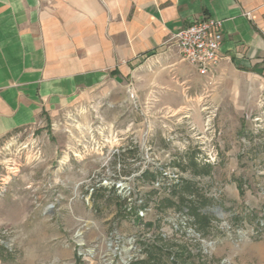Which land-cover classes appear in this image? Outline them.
I'll list each match as a JSON object with an SVG mask.
<instances>
[{
    "label": "rangeland",
    "instance_id": "rangeland-1",
    "mask_svg": "<svg viewBox=\"0 0 264 264\" xmlns=\"http://www.w3.org/2000/svg\"><path fill=\"white\" fill-rule=\"evenodd\" d=\"M222 77L178 48L1 139L0 264H264V77Z\"/></svg>",
    "mask_w": 264,
    "mask_h": 264
},
{
    "label": "crops",
    "instance_id": "crops-1",
    "mask_svg": "<svg viewBox=\"0 0 264 264\" xmlns=\"http://www.w3.org/2000/svg\"><path fill=\"white\" fill-rule=\"evenodd\" d=\"M52 1L56 7L44 10L42 0H0V140L106 80L170 59L176 33L204 17L222 21L213 71L264 77V0ZM65 32L78 33L77 53Z\"/></svg>",
    "mask_w": 264,
    "mask_h": 264
},
{
    "label": "built area",
    "instance_id": "built-area-1",
    "mask_svg": "<svg viewBox=\"0 0 264 264\" xmlns=\"http://www.w3.org/2000/svg\"><path fill=\"white\" fill-rule=\"evenodd\" d=\"M174 38L183 59L202 75L210 74L222 59L224 35L222 21L218 19L195 20L178 31Z\"/></svg>",
    "mask_w": 264,
    "mask_h": 264
},
{
    "label": "trees",
    "instance_id": "trees-1",
    "mask_svg": "<svg viewBox=\"0 0 264 264\" xmlns=\"http://www.w3.org/2000/svg\"><path fill=\"white\" fill-rule=\"evenodd\" d=\"M197 170V164H193ZM197 174H201L200 171H196ZM152 178H155L154 174L150 175ZM186 190H188V194L190 195V198L185 197L184 195L178 196V207L182 208L183 206H187L188 213L192 217L194 223L198 225L201 229H204L210 225V219L207 215H204L200 211V207L197 205V201L199 200V193L191 189V187H186ZM193 197V198H191ZM203 198V197H202ZM174 205V203H172ZM143 263V262H141Z\"/></svg>",
    "mask_w": 264,
    "mask_h": 264
}]
</instances>
